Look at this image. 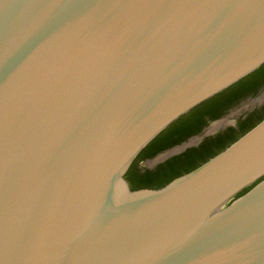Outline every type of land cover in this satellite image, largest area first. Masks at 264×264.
Segmentation results:
<instances>
[{
    "label": "water",
    "instance_id": "obj_1",
    "mask_svg": "<svg viewBox=\"0 0 264 264\" xmlns=\"http://www.w3.org/2000/svg\"><path fill=\"white\" fill-rule=\"evenodd\" d=\"M264 64V0H0V264H264V118L159 188L124 175Z\"/></svg>",
    "mask_w": 264,
    "mask_h": 264
},
{
    "label": "rangeland",
    "instance_id": "obj_2",
    "mask_svg": "<svg viewBox=\"0 0 264 264\" xmlns=\"http://www.w3.org/2000/svg\"><path fill=\"white\" fill-rule=\"evenodd\" d=\"M263 92L264 80L258 83L254 89H249L241 93V97L231 101L227 104V106L221 109L217 115L211 119L212 123L223 119L222 124L220 123L216 130L219 128L221 129L223 126L231 125L232 123H234V126H228L222 131L218 132L215 138L209 137L207 138L208 140L204 141L201 145L192 147V149L190 148L191 150L179 154L172 161L169 160L170 162H163L159 164L154 170L152 169L146 171L145 173L137 172L136 167L139 164L140 159L135 161L133 171L129 173L131 181L138 182L141 180L140 178H144L146 176L151 180H148V184L150 185L162 183L168 181L178 172L183 173L188 168L197 164H201L203 160L207 159L212 154L218 153L233 139L239 137L248 126L257 122L261 117L264 116V99L262 100V104H260L261 102H257L258 97L261 96ZM254 101H256V103ZM206 126L209 128L211 125L206 124L205 127ZM190 137L191 136L188 135L187 138L182 142L188 140Z\"/></svg>",
    "mask_w": 264,
    "mask_h": 264
},
{
    "label": "flooded vegetation",
    "instance_id": "obj_3",
    "mask_svg": "<svg viewBox=\"0 0 264 264\" xmlns=\"http://www.w3.org/2000/svg\"><path fill=\"white\" fill-rule=\"evenodd\" d=\"M262 80H264V74L258 76L256 75L252 78L250 76L245 80L243 88L242 86L240 88L235 87L228 89L225 92H220V94L218 93L216 96H213L202 102L188 113L180 117L174 124H172V126H169L170 128L167 127L168 130L165 135V137L167 136L166 138H161L160 142H158L150 150L148 155L138 158L140 160L136 167L137 172L145 173L146 171L152 169L154 170L159 164L163 162H170L169 160L172 161L179 154L191 150L192 147L201 145L204 141L208 140L207 138H215L217 133L226 127L234 126V123H232L233 125H226L221 129L219 128L216 130L218 125L223 122V119L215 123H212L211 119H213L221 109L227 106L228 103L241 97V93L249 89H254L256 85ZM263 99L264 92L258 97L257 102H261L260 104H262ZM254 102L256 103V101ZM206 124L211 126L207 128V126L205 127ZM188 135L191 137L188 140L182 142L187 138ZM138 159L135 161H138Z\"/></svg>",
    "mask_w": 264,
    "mask_h": 264
},
{
    "label": "trees",
    "instance_id": "obj_4",
    "mask_svg": "<svg viewBox=\"0 0 264 264\" xmlns=\"http://www.w3.org/2000/svg\"><path fill=\"white\" fill-rule=\"evenodd\" d=\"M261 74H264V64L263 65H261L258 69H256L255 71H253L252 73H250L248 76H246V77H244L243 79H241V80H239L238 82H236L235 84H233V85H231L230 87H228L227 89H225L224 91H222V92H225L226 90H228V89H232V88H235V87H241L242 86V88L244 87L243 85L245 84L244 82H245V80L247 79V78H249L250 76H251V78L252 77H254V76H258V75H261ZM220 94V93H219ZM216 96V95H215ZM262 118H264V116L263 117H261L257 122H259ZM178 120V119H177ZM176 121H174L172 124H174ZM257 122H255V123H253V124H251L250 126H248L247 128H246V130L243 132V133H245L247 130H249L251 127H253ZM172 124L170 125V126H172ZM168 128H170L169 126H168ZM168 128L166 129V130H164L162 133H160L154 140H152L142 151H141V153L138 155V157L136 158V159H138L139 157L140 158H142V157H144V156H146V155H148V153L150 152V150L158 143V142H160V140H161V138L162 139H164V137H165V135H166V132H167V130H168ZM242 133V134H243ZM241 134V135H242ZM167 137V136H166ZM165 137V138H166ZM238 138V137H237ZM237 138H235V139H237ZM235 139H233L231 142H233ZM230 142V143H231ZM229 143V144H230ZM229 144H227L226 146H228ZM226 146H224L222 149H224ZM221 149V150H222ZM220 150V151H221ZM216 154V153H215ZM215 154H212L211 156H209V157H212V156H214ZM209 157L207 158V159H209ZM207 159H205V160H203L201 163H203V162H205ZM200 164H197V165H195V166H193V167H190V168H188L185 172H183V173H177V174H175V176H172L168 181H165V182H162V183H158V184H153V185H150V184H148L149 182H148V180L149 181H151L150 180V178L149 177H142V178H140L141 180H139L138 182H134V181H131V178L129 177V173L131 172V171H133V167L135 166V161L132 163V165L129 167V169L127 170V172L125 173V175H124V177H125V179L128 181V183H129V185H130V188L131 189H133V190H135V189H141V188H145V187H150V188H152V189H155V188H159V187H161V186H163V185H165L166 183H168L169 181H171L172 179H174V178H176V177H178V176H180V175H182V174H184V173H186V172H189L190 170H192V169H194V168H196L197 166H199Z\"/></svg>",
    "mask_w": 264,
    "mask_h": 264
},
{
    "label": "bare ground",
    "instance_id": "obj_5",
    "mask_svg": "<svg viewBox=\"0 0 264 264\" xmlns=\"http://www.w3.org/2000/svg\"><path fill=\"white\" fill-rule=\"evenodd\" d=\"M221 124H222V122H221Z\"/></svg>",
    "mask_w": 264,
    "mask_h": 264
}]
</instances>
